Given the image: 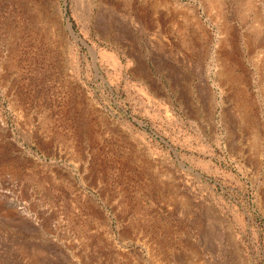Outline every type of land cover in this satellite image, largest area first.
I'll return each instance as SVG.
<instances>
[{"label":"rangeland","instance_id":"1","mask_svg":"<svg viewBox=\"0 0 264 264\" xmlns=\"http://www.w3.org/2000/svg\"><path fill=\"white\" fill-rule=\"evenodd\" d=\"M237 263L264 264V0H0V264Z\"/></svg>","mask_w":264,"mask_h":264},{"label":"bare ground","instance_id":"2","mask_svg":"<svg viewBox=\"0 0 264 264\" xmlns=\"http://www.w3.org/2000/svg\"><path fill=\"white\" fill-rule=\"evenodd\" d=\"M99 1V0H98ZM211 1V0H210ZM94 2V1H93ZM188 12V11H187ZM69 29H70V27H69ZM71 33H72V31H71ZM72 35L74 36V34L72 33ZM75 37V36H74ZM186 43V42H185ZM189 44V43H188ZM89 48V47H88ZM89 50H90V52H91V54H92V56L94 57V50L93 49H90L89 48ZM96 54V53H95ZM100 55L101 56H103V57H105V58H107V59H111L113 62H115V60H116V58H114V56H112L111 54H109V53H107V52H100ZM104 59V58H103ZM216 60H217V58H216ZM216 63H218V62H216ZM217 66V65H216ZM239 263H240V261H238ZM238 264V263H237ZM242 264V263H241Z\"/></svg>","mask_w":264,"mask_h":264}]
</instances>
